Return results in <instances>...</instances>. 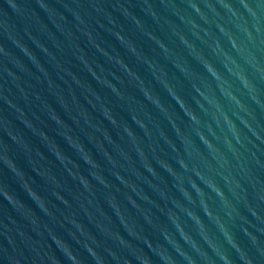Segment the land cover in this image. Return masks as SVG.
Listing matches in <instances>:
<instances>
[{
    "label": "water",
    "instance_id": "water-1",
    "mask_svg": "<svg viewBox=\"0 0 264 264\" xmlns=\"http://www.w3.org/2000/svg\"><path fill=\"white\" fill-rule=\"evenodd\" d=\"M14 2L0 264H264V0Z\"/></svg>",
    "mask_w": 264,
    "mask_h": 264
},
{
    "label": "clouds",
    "instance_id": "clouds-1",
    "mask_svg": "<svg viewBox=\"0 0 264 264\" xmlns=\"http://www.w3.org/2000/svg\"><path fill=\"white\" fill-rule=\"evenodd\" d=\"M40 6L43 8L42 4L40 3V0H38ZM9 3L13 6V7H16V4L14 2V0H9ZM245 6L248 7V8H251L252 6L250 4H247L245 3ZM13 264H20V262L18 260H14L13 261ZM143 264H151V261L148 260V259H145ZM248 264H255V261L251 260V259H248Z\"/></svg>",
    "mask_w": 264,
    "mask_h": 264
}]
</instances>
